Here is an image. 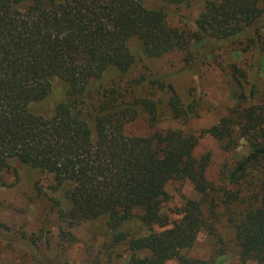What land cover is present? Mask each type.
<instances>
[{
    "label": "trees",
    "instance_id": "16d2710c",
    "mask_svg": "<svg viewBox=\"0 0 264 264\" xmlns=\"http://www.w3.org/2000/svg\"><path fill=\"white\" fill-rule=\"evenodd\" d=\"M192 1L0 0V189L18 181L19 168L36 173L30 202L46 227L54 218L59 248L81 224L107 234L90 264L123 255L125 264H207L188 253L222 209L241 263L264 264V96L245 70L263 69L264 0L207 1L190 27L169 26L167 9ZM173 54L184 68H220L240 93L232 115L201 136L229 150L237 133L248 145L230 173L236 186L256 177L243 214L233 210L239 192L208 197L209 156H194L199 138L158 128L200 116V101H183L170 75L151 65ZM143 118L152 133L126 136ZM173 182H188L200 199H186L171 222ZM8 232L7 246L16 238L34 264H59L61 255L47 256L44 231Z\"/></svg>",
    "mask_w": 264,
    "mask_h": 264
},
{
    "label": "rangeland",
    "instance_id": "374dc122",
    "mask_svg": "<svg viewBox=\"0 0 264 264\" xmlns=\"http://www.w3.org/2000/svg\"><path fill=\"white\" fill-rule=\"evenodd\" d=\"M207 1L213 0H193L189 6L167 9L169 26L175 27L188 22L187 26L190 27V22L197 18ZM244 60L249 58H243V63L246 62ZM151 65L170 75V82L183 101H200L198 119L185 124L163 122L158 128L161 131L183 130L199 138L194 156L197 159L209 156L205 171L206 181L210 185L208 197H221L224 192H239L240 202L233 207V210L236 214H243L247 205L243 202L250 192L254 191L256 177L250 172L245 180L240 181V184L236 186L230 184V173L247 156L250 151L248 145L239 141L237 133L232 134L233 144L232 149L229 150H226L224 144L209 136H201L203 131L216 126L222 118L231 116L238 107L235 94L240 93L236 90L235 83L217 67L196 63L193 67L184 68L181 56L177 54L169 55ZM245 70L249 71L248 80L258 85V96H264V62L260 76L251 75L248 65ZM124 132L128 137H146L152 133V130L143 118L128 124ZM19 173L17 182L9 180V185H12L0 189V264H34L18 246L16 238H12L14 246L10 248L7 246L6 231H9V234L20 231L39 234L44 231L45 237L51 239V246L47 252L49 258L55 259L57 255H61L59 264L65 261L68 264H90L103 243L108 244L107 234L98 229L95 223L81 224L73 230L74 242L65 249L59 248L54 218L46 227L40 205L36 201L30 202L34 196L31 191L33 184L39 177L36 173L24 168H19ZM41 182L46 185L48 179L41 178ZM166 191L170 198L168 216L171 222L179 218L177 213L186 199L195 201L200 199L188 182H173L167 186ZM228 219V210L222 209L212 219V232L203 231L199 234L197 242L188 253L189 257L205 261L207 264H244L239 259L234 233ZM112 264H125V256H121Z\"/></svg>",
    "mask_w": 264,
    "mask_h": 264
}]
</instances>
